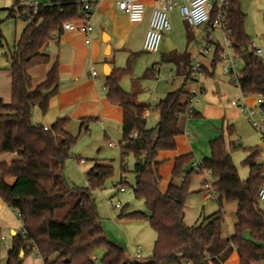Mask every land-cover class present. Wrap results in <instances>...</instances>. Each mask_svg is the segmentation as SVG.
<instances>
[{"label":"trees","instance_id":"trees-1","mask_svg":"<svg viewBox=\"0 0 264 264\" xmlns=\"http://www.w3.org/2000/svg\"><path fill=\"white\" fill-rule=\"evenodd\" d=\"M19 1L11 0V6L5 8L7 17H13V7ZM97 2L94 0L92 5ZM226 2L223 27L233 52L243 63L240 90L247 95L264 96V58L250 47L251 41L244 31L246 15L239 0ZM81 9V0L40 3L33 21L27 23L9 51L10 100L0 103V156H14L8 162H0V199L19 214L21 228L12 236L5 264H22L32 251L43 264H224L234 251L239 264H264V209L258 199L259 188L264 185V163L256 160L260 149H247L243 163L248 167V177L241 180L223 140L211 139L209 156L195 167L190 166L191 153L174 159L171 180L165 192H160L156 156L159 151L174 149L175 138L183 133V117L198 114L193 108L188 109L187 100L181 101L185 80L181 88L167 92L154 105L152 110L157 112L158 119L154 127H147L151 107L136 103L120 86V80L131 72V56L125 67L114 69L106 77L104 87L108 102L122 111L121 171H125L124 158L132 155V192L143 202L145 211L120 210L119 218H146L156 238L151 256L144 260L141 256L130 259L123 248L106 238L93 193L113 175L112 166L94 162L85 173L86 187L70 186L63 176L64 162L76 142L67 130L69 119L57 118L47 130L32 123L34 109L45 115L50 99L58 93V64L54 62L37 84H33L28 71L48 63L44 48L51 36L61 33L62 23L79 21ZM220 48L217 42L209 64H201L203 75H213ZM184 58L188 71L191 61ZM260 111L264 116V105ZM88 122L84 119L81 126ZM187 166L190 168L185 172ZM203 171L212 178L210 187L218 204H235V222L226 237L222 234L225 218L221 211L204 218L203 224L189 227L183 221L191 178ZM9 178L14 179L12 184L7 183ZM206 184V180L201 182L203 188ZM63 208L64 214L58 217L57 211ZM1 242L0 238V248ZM97 249L104 250L100 260L93 258Z\"/></svg>","mask_w":264,"mask_h":264},{"label":"rangeland","instance_id":"rangeland-1","mask_svg":"<svg viewBox=\"0 0 264 264\" xmlns=\"http://www.w3.org/2000/svg\"><path fill=\"white\" fill-rule=\"evenodd\" d=\"M38 1L45 3L48 0ZM239 3L242 12L246 15L244 22L245 33L257 47L264 48V0H239ZM11 4V0H0V71L9 66V51L13 48V43L22 25L21 21H17L13 17H7L5 8H9ZM168 19L171 23V32L169 31V33L172 34L174 41L179 46L178 48H181V51L186 50V52H191L195 55L198 51V44L202 43L207 37L205 26L192 28L191 37L188 38L185 23H182L178 18L175 25L169 13ZM211 38L215 42L222 43L223 41L222 34L218 29L212 30ZM122 55L118 54L113 60L112 55L109 57V60H111L116 68L125 67L126 59H123ZM148 57L149 55L144 54L142 57L136 59L132 76H125L124 81H130V79H136L137 76H141L145 70V63ZM211 58L212 54L209 53L204 57H200L199 60L203 64L208 65ZM173 65L171 62L161 63L158 78L163 81V84H170V82H164V80L168 79L167 81H169V78L172 77L173 71L171 69ZM241 66H243L242 62ZM142 81L153 82L154 80L145 78ZM196 86H202L203 89L199 103L193 105L195 111L197 105L206 104L216 113H218L216 110L223 112L228 109L229 111H233L231 113L233 119L222 122L220 119H214V117L202 118L196 115L183 117L182 122L186 119L184 133L197 149V153L193 155V161L190 166L194 167L205 156H209L210 151H208V155H203L202 152L203 150L205 152V148L207 149V147L209 149V141L211 139L221 138L239 178L245 180L248 177V167L243 163V160L247 155V149H257L261 143H264V116L256 118L261 130L256 129L246 116L229 104L232 98L239 95V90L229 82L228 75L222 71L219 63L216 64L212 76L202 75L198 84L187 82L184 89L189 90ZM217 89L220 91L217 92ZM129 90L127 89L126 91ZM186 97V93L183 94L181 101L184 102V98ZM154 103V101L151 102L152 107ZM151 112L152 116L148 117L147 124L152 128L157 122L158 114L154 110ZM72 134L76 138V142L63 165L65 180L74 188H83L86 187L85 173L94 162L111 165L113 175L106 180L101 189L93 193L103 232L109 241L123 248L128 254L131 253L134 247H138L141 251V259L149 258L152 254L156 234L149 225L148 220L146 218H119L120 210H123L124 213L145 211L143 202L140 199H136L132 192V186L135 181L134 173L132 172L134 157L128 155L124 158L125 171L122 172L118 140H113V146L109 147L108 142L112 139H104V132L97 123H92L89 126L88 133L84 130L78 131V126H76ZM259 149V156L256 160L259 163H264V147ZM199 153L202 154L200 157ZM80 158L83 159L82 162ZM204 179L209 183L212 182L211 176L206 171L192 176L185 201L183 221L189 227L200 223L203 224L205 222L204 218L216 211H221L225 216L222 234L226 237L232 232V226L235 222V204L222 203L220 206L217 202V197H214L210 189L208 193H211V196L207 199L203 198L205 194H208L206 191L200 192L201 182ZM120 186L124 188L123 192L118 191ZM115 204H119L120 208H114ZM260 207L264 209V203L260 202ZM65 210L66 208L58 210L57 216L61 217ZM8 247L7 241L1 242L0 264L5 263ZM103 253V249H97L93 254L94 260H100ZM21 255L23 257V254ZM50 260L52 259L50 258ZM22 264H43V262L35 252H30L23 259Z\"/></svg>","mask_w":264,"mask_h":264},{"label":"crops","instance_id":"crops-1","mask_svg":"<svg viewBox=\"0 0 264 264\" xmlns=\"http://www.w3.org/2000/svg\"><path fill=\"white\" fill-rule=\"evenodd\" d=\"M138 2L143 5V17L138 22H131L124 13L115 8V0H98L90 18L92 30L88 34L89 43L85 42L86 36L84 34L71 31L60 33L58 41L49 44L47 49L44 50L49 57L48 63L33 66L28 72L33 84H37L44 79L52 64L57 62L59 80L58 93L50 99L49 108L45 115H41L37 109H34L32 116L33 124L50 127L57 118H68L69 124L67 130L73 135V129L76 126H78V131L84 130V127H86L87 131L85 132L88 133L89 126L92 123H97L104 132V139H112L109 141L112 143L113 140H118L119 143L121 140L122 111L120 107L108 102L106 98V89L104 87L106 77L114 69H117L116 66L112 64L111 60H109L111 55L113 60L118 54H123V59H126V62L129 56L132 57L129 77L133 74L134 62L136 59L142 57L144 54L149 55L150 58L148 57L145 63V70L142 72L141 76H137L136 79H130V81H124V77L120 80L121 88L125 92H129L136 103L151 107V110L147 113V121L149 119L148 117L152 116L151 111L154 105L167 92L182 87L185 81L184 77L187 73L185 65L186 60L184 57L190 60L194 53L186 52V50L181 51V48H178V44L174 41L172 34L169 32L164 35L162 40L163 43L160 45L157 52L149 53L144 51L142 49V41L148 27V20L154 5V0H138ZM169 16L176 25L179 18L177 11L173 10L169 12ZM181 22L185 23L182 20ZM21 23L22 25L15 41L18 40L22 30L27 25L25 22ZM185 27L187 36L190 38L193 27H190L188 24H186ZM166 37L169 38L174 46L171 51H168L166 47L164 41ZM106 46L109 47L108 53H105ZM163 62H171L174 64L171 69V71H173L172 77L169 78V81H167L168 79L164 80V82H170V84H163V81L158 78L161 63ZM92 69L96 72L95 77L91 76ZM145 78H151L152 81L154 80L155 82L142 81V79ZM187 82L188 81H186L185 85ZM10 87L11 73L8 66L0 71V103H9ZM127 89L130 90L126 91ZM187 91L188 90H185L186 95ZM219 91L220 90L217 89V92ZM186 98H184V101L187 100ZM153 101L155 103L152 107L151 102ZM248 102H252V99H248ZM229 104L239 112L236 106L231 102H229ZM216 111L218 113L213 112L210 106L203 104L197 105L195 112L199 117H214V119H220L222 122L233 119V116H231L233 111H229L228 109L223 112L220 110ZM84 119H89V122L81 126ZM185 120L182 122L183 133L175 138L174 149L159 151L156 156V160L159 162V190L162 193L165 192L171 180L174 159L183 154L191 153L194 155L197 153V149L184 133ZM147 127H149V124H147ZM262 147H264V143L259 145V148ZM208 151V147L207 149L205 148V152L204 150L202 152L203 155H208ZM201 155L202 154L199 153V157ZM13 156L12 154L1 155L0 162H8L13 159ZM80 160L83 159L80 158ZM189 168L190 166L185 167L184 171L186 172ZM6 181L12 184L14 179L9 178ZM175 183L177 184L179 181H175ZM206 183H208L209 186L204 188L201 186L200 192H213L207 180ZM215 195L214 193V197H217ZM209 196H211V194L208 193L205 194L203 198L207 199ZM20 228L21 224L19 219L15 216V212L0 199V236L3 237V239H1L2 241L5 240L8 242V249L11 246L12 236L19 232ZM51 259H53V257H51ZM224 264H239L237 253L234 251Z\"/></svg>","mask_w":264,"mask_h":264},{"label":"built area","instance_id":"built-area-1","mask_svg":"<svg viewBox=\"0 0 264 264\" xmlns=\"http://www.w3.org/2000/svg\"><path fill=\"white\" fill-rule=\"evenodd\" d=\"M93 2L94 0H81V19L77 22L67 21L62 23L61 33L80 32L86 36L85 42L89 43L88 34L92 30L90 18L95 8L92 5ZM39 5L40 2L38 0H21L13 7V18L25 23L32 22ZM226 6V0H154L148 20V27L142 41V49L149 53H155L159 50L164 35L171 30L168 13L173 10H176L179 18L190 27L198 28L205 26L207 37L202 43L198 44L197 53L191 56L190 67L184 77L189 83L198 84L200 77L203 75L201 70L202 62L199 58L209 53L213 55L215 52L217 42L211 38V32L213 29H218L223 39L222 43H220L221 48L218 51V63L222 71L228 75L232 86L239 90V95L232 98L230 102L238 108L241 114L247 117L253 127L261 130L256 118L262 117L260 107L264 105V96L247 95L240 90L239 80L243 66H241V59L233 52L231 41L223 27ZM115 8L124 13L131 22H138L143 17V5L138 0H115ZM213 10L215 11L214 18L210 22ZM58 36L59 34H53L44 50L47 49L50 43L58 41ZM250 47L255 49L257 55L264 56V48L257 47L253 42H251ZM91 76H96V72L93 69L91 70ZM202 89V86H196L187 91L186 99L189 110L193 108V105L199 103ZM248 99H252V102H248ZM43 129L47 130L48 127L43 126ZM108 146L112 147L113 143L109 142ZM80 161L82 162L83 160ZM206 186H209V184L207 183ZM118 191L123 192L124 188L119 187ZM258 199L261 203H264V185L259 188ZM114 208H120V205L115 204ZM15 216L19 218L17 212H15ZM0 238L3 239L2 236ZM140 256L141 251L138 247H134L129 254L130 259L139 258Z\"/></svg>","mask_w":264,"mask_h":264},{"label":"water","instance_id":"water-1","mask_svg":"<svg viewBox=\"0 0 264 264\" xmlns=\"http://www.w3.org/2000/svg\"><path fill=\"white\" fill-rule=\"evenodd\" d=\"M164 41H165V44H166V47H167V49H168V51H171V50H173V48H174V46H173V44L171 43V41L169 40V38H165L164 39ZM108 46H106V52L105 53H108ZM22 255L20 254V257H21ZM22 258V257H21ZM65 263H67V261H65Z\"/></svg>","mask_w":264,"mask_h":264}]
</instances>
